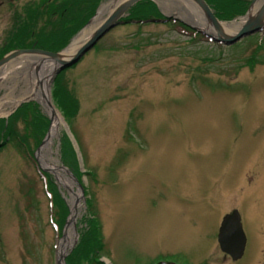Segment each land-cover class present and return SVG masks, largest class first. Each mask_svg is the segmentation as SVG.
Here are the masks:
<instances>
[{
	"label": "rangeland",
	"instance_id": "obj_1",
	"mask_svg": "<svg viewBox=\"0 0 264 264\" xmlns=\"http://www.w3.org/2000/svg\"><path fill=\"white\" fill-rule=\"evenodd\" d=\"M159 1L132 5L79 62L50 77L47 96L62 124L41 154L52 120L37 96H23L42 91L37 61L51 63L31 55L0 67V122L7 127L21 107L34 104L47 123L37 143L19 119L15 134L0 132V264H89L77 252L91 216L103 245L94 264H264V32L217 45L170 23L208 32L181 13L190 8L208 23L195 3ZM251 1L241 15L216 19L247 23ZM39 2L0 0V60L17 51H7L16 15ZM108 2L116 6L102 21L122 4L100 0L90 20ZM14 61L27 65L4 81ZM61 82L77 102L74 119L55 103ZM66 139L75 172L61 158ZM76 196L74 234L67 237ZM234 211L247 239L237 262L217 242L221 220Z\"/></svg>",
	"mask_w": 264,
	"mask_h": 264
},
{
	"label": "trees",
	"instance_id": "obj_2",
	"mask_svg": "<svg viewBox=\"0 0 264 264\" xmlns=\"http://www.w3.org/2000/svg\"><path fill=\"white\" fill-rule=\"evenodd\" d=\"M45 1L48 2L46 5L44 0H42V2L34 4V7L26 9L24 14L16 15L15 20H18V23L16 22L8 36L7 51L36 48L53 53L60 52L61 49L67 46L69 40L92 18L100 2V0ZM204 1L219 21L224 20L232 13L241 15L245 12V6L249 4V0H242V5L233 4V2L231 4L228 0ZM149 6L154 7L150 3ZM240 6H243L244 10ZM229 7L231 8L229 9ZM239 9L240 11H238ZM40 21H44V26L38 25ZM170 23L172 22L170 21ZM172 24L180 25L185 30H189L188 27L180 22ZM57 87L54 96V98L56 97L55 103H57L66 120L74 119L78 111L77 102L71 98L68 91L64 88L63 82L57 83ZM29 118L32 119L31 122H29ZM18 119L24 123L25 127L29 126L28 128L33 129L34 138L37 139L36 143L39 142V139L43 137L47 129V123L34 104L21 107L8 120L7 127L6 122H0V132L2 131L7 138L15 134L14 126ZM19 142L29 154H32L31 147L26 140H19ZM61 158L69 169L74 172L77 171L75 152L67 139L61 144ZM86 225L88 235L82 239L77 255L80 260L94 264L95 259L103 252V245L99 239V228L93 216L87 221Z\"/></svg>",
	"mask_w": 264,
	"mask_h": 264
},
{
	"label": "water",
	"instance_id": "obj_3",
	"mask_svg": "<svg viewBox=\"0 0 264 264\" xmlns=\"http://www.w3.org/2000/svg\"><path fill=\"white\" fill-rule=\"evenodd\" d=\"M138 1L140 0H127L120 6H118L114 10V12H112L106 19H104L102 23L94 30L91 37L71 56H66L64 55V53L71 46L73 40L77 36H79L87 26L92 23L94 18L85 25L83 30L61 52L53 53L39 50H17L1 59L0 67L18 57L36 55L47 59V61L56 66L54 74L69 69L77 62H79L83 55L87 53L90 49H92L105 34H107L112 28L116 27L119 23H121V18L126 14L129 8H131L132 5H134ZM191 1L200 8L206 18V21L209 23V25L215 32V35L207 34V36L212 38L216 43H220L224 46H231L252 34L264 32V2L260 5L254 15L248 17L247 23H245V25L240 29L239 32L232 36H228L223 32L220 26L221 23L216 19L212 10L204 0ZM257 1L258 0H252L250 4V9ZM246 243L247 239L243 231L241 217L238 212L234 211L232 214L227 215L221 223L218 233L219 248L222 253L228 255L232 261L236 262L243 257L246 248Z\"/></svg>",
	"mask_w": 264,
	"mask_h": 264
},
{
	"label": "bare ground",
	"instance_id": "obj_4",
	"mask_svg": "<svg viewBox=\"0 0 264 264\" xmlns=\"http://www.w3.org/2000/svg\"><path fill=\"white\" fill-rule=\"evenodd\" d=\"M123 1L124 0H117V3H120V2L122 3ZM161 1L162 0H160L158 3L160 5H164V3L161 2ZM263 2H264V0H258L251 7L248 16H252ZM113 6H116L115 4H113V2H108V3L104 4L100 8V10H99V12L97 14V17L93 20V22L89 26H87L83 30V32L79 36H77L73 40L71 46L67 49V51L64 53V55H66V56L73 55L91 37V35L93 34L94 30L100 25L103 17H105L109 13V11L111 10V8ZM191 10L192 9L189 8L188 11H186V12L182 11L181 13L196 28H202V29L207 28L208 32H206V34L215 35V34L211 33V32L214 33L212 27L209 26L208 23L204 22V20H202L200 18L199 14H196L195 16H193ZM244 23H245V20L241 19L239 21H236V22H233V23H230V24H220V26H221V29L223 30V32L225 34H236L244 26ZM37 62H38V65L42 67V72H41V74H42L41 76L42 77L40 76L41 77L40 80L42 82L40 89H42V91L38 92L37 95L36 94H32V92L27 93L26 95L23 96V99L24 98H29V97L31 98L33 95L37 96L38 99L42 102V104L47 108V111L50 114V117H51V120H52L50 133H49V136H48V139H47L46 143L44 144V146L42 147V149L40 151V154H41L42 151H44L46 149H49V147L51 146L52 139L54 138V136L56 135L59 127L61 126L62 120H61L60 115L57 113V111L52 107L50 98L47 96L48 95L47 94L48 81H49L50 77L54 74L56 66L54 64H52V63L50 65H47L46 63H48V62H45V61H39L38 60ZM26 65L27 64L24 61L11 62L9 64V66L7 67V69L4 70V73L8 74L6 76V78L4 79V81L8 80V79H10V80L16 79L18 77V75L21 74L19 72L20 71L22 72L23 71L22 68H24V66H26ZM0 74H2V73H0ZM36 74H37V72H36ZM1 83H2V80H0V85H1ZM4 106H5V102H1L0 103V116L5 114L4 110L2 109V107L4 108ZM16 106H17V102L12 103L11 109L13 110ZM76 211H77V196L75 197L74 203L72 205V214H71V218H70L69 228L67 230V237L68 236H72L74 234L73 220L75 219V217L77 215ZM222 220H221V222H222ZM64 245H66V244L63 243L62 245H59V247H58V253H57L58 260H62L63 257H64V252H63V250H64L63 248H65Z\"/></svg>",
	"mask_w": 264,
	"mask_h": 264
}]
</instances>
